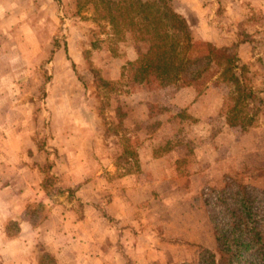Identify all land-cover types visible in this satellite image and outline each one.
<instances>
[{
  "label": "rangeland",
  "instance_id": "obj_1",
  "mask_svg": "<svg viewBox=\"0 0 264 264\" xmlns=\"http://www.w3.org/2000/svg\"><path fill=\"white\" fill-rule=\"evenodd\" d=\"M6 1L0 179L11 202L0 209L21 215L0 226L22 258L54 264L44 246L70 244L81 223L123 264H203L239 192L255 196L264 236V0H141L166 14L181 57L204 56L207 43L235 53L243 92L216 62L188 86L162 84L150 43L110 19L128 0ZM141 162L157 163L159 177L148 172L142 203L119 225L114 181Z\"/></svg>",
  "mask_w": 264,
  "mask_h": 264
},
{
  "label": "trees",
  "instance_id": "obj_2",
  "mask_svg": "<svg viewBox=\"0 0 264 264\" xmlns=\"http://www.w3.org/2000/svg\"><path fill=\"white\" fill-rule=\"evenodd\" d=\"M120 6L117 14H110L112 21H121L124 26L137 33V40L150 43L148 62L157 70V77L162 84L188 86L194 82L212 63L223 67L224 80L236 86V91L247 90L245 80L246 67L240 64L235 53L227 48H218L207 43V53L191 60L181 57L180 37L169 36V22L161 7L153 1L128 0ZM171 20L178 24L183 18L176 13ZM184 37L190 41L186 32ZM248 89L247 95H251ZM238 97L236 100H240ZM235 201L238 207L231 209L227 218L226 229L216 226L218 255L206 252L202 256L203 264H264V236L257 229L254 209L255 196L249 192L237 193Z\"/></svg>",
  "mask_w": 264,
  "mask_h": 264
},
{
  "label": "crops",
  "instance_id": "obj_3",
  "mask_svg": "<svg viewBox=\"0 0 264 264\" xmlns=\"http://www.w3.org/2000/svg\"><path fill=\"white\" fill-rule=\"evenodd\" d=\"M15 8L6 0H0V42L4 41V37L7 34V31L13 24V15L12 11ZM2 53H0L1 56ZM3 56V54H2ZM8 56V55H7ZM1 74V71H0ZM2 88L0 87V117L4 112V105L2 104ZM14 165V164H12ZM29 169V167H22L21 170ZM149 171H153L152 176H155L156 180L159 177V167L158 164L154 163H142L140 164V168L138 173L136 174H127L122 179H118L114 181V187H118V189L114 190L112 194V204L110 206V213L112 217L116 219V223L119 225H125L126 220L125 217L131 214V211L134 212L137 210L135 208L136 203H142V195L146 189V183L148 178H150ZM153 179V178H152ZM154 180V179H153ZM5 180L0 179V203L2 205L5 201L11 202L9 198H5L3 195L6 188ZM82 192L85 191L83 188ZM79 194V192H78ZM79 196V195H78ZM11 199V198H10ZM15 199V197H14ZM26 199H22V203H26ZM14 201V200H12ZM25 201V202H24ZM6 207L3 206L0 209V218L5 219H19L21 212L17 213L15 211H11L10 209L7 211ZM6 210V211H5ZM2 220V221H3ZM89 219H83L82 223L88 222ZM78 224V223H77ZM90 232V233H89ZM76 236L73 242L70 244L58 246H49L47 245L45 251L46 253L54 260V264H123L124 257L122 254L117 253V250L112 254H104L105 252L100 251L99 240L95 238V231L89 227L88 233L85 231L84 225L78 224L77 228H75L72 233ZM88 234L90 238H84V235ZM6 232L2 226H0V264H46V260L42 258H35L34 253H29L27 258H22L20 255V247L21 245L11 240V238L6 237ZM122 242H125V238L120 237ZM76 240V242H75ZM25 247V245H24ZM31 246H26L27 249L32 251ZM33 252V251H32Z\"/></svg>",
  "mask_w": 264,
  "mask_h": 264
}]
</instances>
